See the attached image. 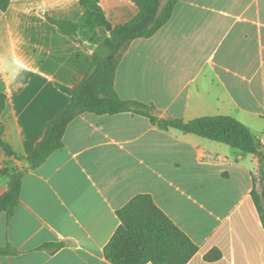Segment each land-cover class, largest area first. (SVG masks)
Masks as SVG:
<instances>
[{
	"label": "crops",
	"instance_id": "obj_1",
	"mask_svg": "<svg viewBox=\"0 0 264 264\" xmlns=\"http://www.w3.org/2000/svg\"><path fill=\"white\" fill-rule=\"evenodd\" d=\"M98 1L112 26L138 13L136 0ZM82 15L79 0H10L0 11L1 122L13 152L0 149V195L3 168L26 170L13 216L0 214V248L16 251L0 264H111L103 250L119 226L116 211L137 195H150L198 246L187 264H264L252 154L130 112L83 113L67 126L63 147L29 170L27 156L107 37L101 29L75 41L49 21ZM114 87L163 119L232 116L249 129L264 122V0H179L151 38L130 44ZM52 244L63 246L51 253L44 246ZM212 249L222 257L207 262Z\"/></svg>",
	"mask_w": 264,
	"mask_h": 264
},
{
	"label": "trees",
	"instance_id": "obj_2",
	"mask_svg": "<svg viewBox=\"0 0 264 264\" xmlns=\"http://www.w3.org/2000/svg\"><path fill=\"white\" fill-rule=\"evenodd\" d=\"M179 0H136L138 13L128 22L112 26L98 0H79L83 15L76 22L49 19L60 33L78 41L82 36L94 40L97 31L103 29L107 37L92 55V65L80 83L72 90L69 103L51 120L41 141L27 156L29 170L40 167L55 151L63 147V135L69 123L83 113L114 115L130 112L144 116L161 130L176 129L185 134L225 144L243 154L257 158L259 180L264 186V146L258 144L251 130L232 116L214 115L190 121L159 118L155 107L136 100H122L117 94L114 81L118 65L136 39L151 38L171 18ZM10 0H0L4 12ZM7 97L0 93V149L11 155V148L3 141L1 116L6 108ZM26 170L3 168L1 175L8 180L6 192L0 195V214L8 218L14 214L19 203L22 179ZM251 197L264 228V188L258 194L253 177ZM119 226L104 247L105 259L111 264H187L198 252L194 244L153 202L150 195H137L116 211ZM63 244L44 246L51 253ZM16 251L6 245L0 248V256L15 255ZM222 257L218 249L205 254L204 260L216 262Z\"/></svg>",
	"mask_w": 264,
	"mask_h": 264
},
{
	"label": "rangeland",
	"instance_id": "obj_3",
	"mask_svg": "<svg viewBox=\"0 0 264 264\" xmlns=\"http://www.w3.org/2000/svg\"><path fill=\"white\" fill-rule=\"evenodd\" d=\"M249 127H250V130L253 133V135L254 136H258L264 130V122L258 123V124H255V123L251 122ZM255 140H256V142L258 144L264 146V137L260 136L257 139L255 138ZM262 165L264 167V163ZM259 175L260 174H259V166H258L257 174L254 177L255 187H256V191H257L258 194L261 192L262 188H264L263 183H261V181L259 180L261 178ZM261 205H262V208L264 209V199L261 200Z\"/></svg>",
	"mask_w": 264,
	"mask_h": 264
}]
</instances>
